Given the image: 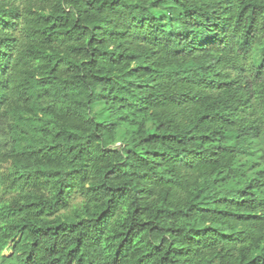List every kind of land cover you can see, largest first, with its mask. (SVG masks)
<instances>
[{
	"label": "trees",
	"instance_id": "obj_1",
	"mask_svg": "<svg viewBox=\"0 0 264 264\" xmlns=\"http://www.w3.org/2000/svg\"><path fill=\"white\" fill-rule=\"evenodd\" d=\"M0 264H264V0H0Z\"/></svg>",
	"mask_w": 264,
	"mask_h": 264
},
{
	"label": "rangeland",
	"instance_id": "obj_2",
	"mask_svg": "<svg viewBox=\"0 0 264 264\" xmlns=\"http://www.w3.org/2000/svg\"><path fill=\"white\" fill-rule=\"evenodd\" d=\"M10 247H12V244L10 245ZM4 254L10 256L12 254V251L10 249H7Z\"/></svg>",
	"mask_w": 264,
	"mask_h": 264
}]
</instances>
